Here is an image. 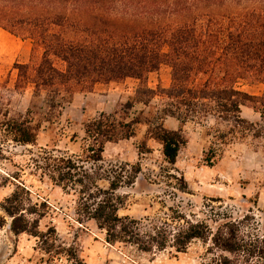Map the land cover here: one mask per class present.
I'll return each mask as SVG.
<instances>
[{
	"label": "trees",
	"instance_id": "1",
	"mask_svg": "<svg viewBox=\"0 0 264 264\" xmlns=\"http://www.w3.org/2000/svg\"><path fill=\"white\" fill-rule=\"evenodd\" d=\"M0 30L41 50L39 64L13 65L15 89L32 86L38 112L33 105L16 117L0 110V137L16 145L35 146L42 124L54 123L75 94L91 93L96 84L137 83L134 96L115 111L84 124L87 145L80 156L42 150L32 159L41 180L75 197L78 223L92 222L107 244L144 254L167 248L185 253L200 241L207 247L202 264H264V232L253 215L235 219L217 212L208 222L176 214L174 227L120 216L128 203L121 190L134 186L141 164L104 158L107 144L130 140L145 126V136L161 147L164 178L186 194L184 177L172 173L178 172L177 158L186 146V124L203 126L213 118L226 126L207 131V166L235 142L264 143V0H0ZM163 66L170 70V86L150 88L148 76ZM242 84L263 90L252 96L240 90ZM137 105L143 109L133 114ZM246 106L257 121L242 117ZM168 119L178 129L167 128ZM144 147L138 148L140 155ZM4 159L0 148V162ZM48 211L45 203L33 204L19 183L0 203V228L34 238L48 257L45 264L57 258L85 264L74 246L58 243L53 226L40 230Z\"/></svg>",
	"mask_w": 264,
	"mask_h": 264
},
{
	"label": "rangeland",
	"instance_id": "2",
	"mask_svg": "<svg viewBox=\"0 0 264 264\" xmlns=\"http://www.w3.org/2000/svg\"><path fill=\"white\" fill-rule=\"evenodd\" d=\"M40 59L41 50L32 47L27 63L9 61L8 58L7 63L0 64V110H7L11 117L25 115L32 105L35 106L32 111L38 112L40 103L33 99L32 86L15 89L18 72L13 65L35 66ZM170 83V70L165 66L148 76V85L152 89L157 85L170 86ZM136 87L134 80L121 83L120 90L123 93L119 100L116 102V99H107L103 106L111 109L109 113H112L127 97L134 96ZM239 88L252 96H259L263 90L261 85L249 87L242 84ZM43 97L44 93L41 92L39 100ZM96 100L98 105V100L101 99ZM158 103L159 99H156L152 105ZM142 109L140 105L135 106L133 114ZM95 110L89 109L86 117L80 120L79 114L66 105L54 123L42 124L35 146H19L1 136L0 148L5 159L0 162V203L13 192L15 185L22 183L29 191L33 204L45 203L49 209L39 224L40 230L45 232L47 227L53 226L58 243L67 247L74 246L85 264H202L207 247L200 241H193L185 253L180 254L171 248L144 254L123 244H107L104 234L97 230L94 223L80 224L76 221L73 195L64 194L47 179L39 178L32 159L42 150L74 157L82 154L87 145L84 124L100 116L95 115ZM241 115L251 122L259 118L251 106L242 107ZM165 124L173 130L179 127L177 122L169 119ZM212 128L226 130L225 125L217 124L213 118H208L203 126L188 123L182 128L186 146L177 158L175 168L178 172L172 173L184 177L188 186L186 194L175 188L174 181L164 178L162 171L166 165L160 153L161 147L145 136V126H140L136 136L130 140L107 144L104 149L107 162L140 163L142 169V175L134 186L121 190L122 194L128 195V203L119 215L148 220L156 225L166 223L170 227L176 226L172 219L176 214L185 215L192 221L209 220L208 222H211L217 212L227 213L235 219L253 215L263 233L264 143L251 139L235 142L224 149L212 166H207L204 155L211 142L207 131ZM143 143L145 151L140 155L138 148H142ZM2 216L0 212V218ZM47 258L37 249L34 238L25 234L14 236L7 227L0 228V264H45ZM50 263L68 264L64 258H57Z\"/></svg>",
	"mask_w": 264,
	"mask_h": 264
},
{
	"label": "crops",
	"instance_id": "3",
	"mask_svg": "<svg viewBox=\"0 0 264 264\" xmlns=\"http://www.w3.org/2000/svg\"><path fill=\"white\" fill-rule=\"evenodd\" d=\"M32 52V45L28 40H19L9 35L8 33L0 30V64H5L8 61H21L27 63L30 59ZM1 67V66H0ZM3 68V66H2ZM127 81V80H126ZM120 84L110 83V84H96L91 93H77L74 95L72 102L68 105L71 111H74L79 114L80 120L86 117L88 110L92 108L96 109V114L101 115L102 113H109V110L106 105V100L113 101L116 99V102L119 100L123 91L120 90ZM166 85L163 88H168ZM96 98L101 100L99 104H96ZM102 101V102H100ZM116 103L112 106L115 107ZM95 106V107H94ZM98 111V113H97ZM171 120V119H170ZM174 121V120H171ZM176 122V121H175ZM178 126V124H177ZM176 130V129H175ZM110 144V143H109Z\"/></svg>",
	"mask_w": 264,
	"mask_h": 264
}]
</instances>
